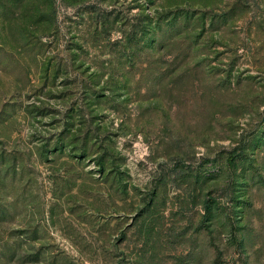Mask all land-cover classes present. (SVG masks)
<instances>
[{"label": "rangeland", "instance_id": "rangeland-1", "mask_svg": "<svg viewBox=\"0 0 264 264\" xmlns=\"http://www.w3.org/2000/svg\"><path fill=\"white\" fill-rule=\"evenodd\" d=\"M0 264H264V0H0Z\"/></svg>", "mask_w": 264, "mask_h": 264}]
</instances>
